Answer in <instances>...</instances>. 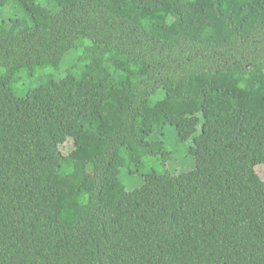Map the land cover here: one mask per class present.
I'll return each mask as SVG.
<instances>
[{"label": "trees", "instance_id": "obj_1", "mask_svg": "<svg viewBox=\"0 0 264 264\" xmlns=\"http://www.w3.org/2000/svg\"><path fill=\"white\" fill-rule=\"evenodd\" d=\"M167 126L195 169H169ZM254 132L264 0H0V264H264ZM121 168L175 190H128ZM67 174L91 179L47 207Z\"/></svg>", "mask_w": 264, "mask_h": 264}, {"label": "rangeland", "instance_id": "obj_2", "mask_svg": "<svg viewBox=\"0 0 264 264\" xmlns=\"http://www.w3.org/2000/svg\"><path fill=\"white\" fill-rule=\"evenodd\" d=\"M46 3V1H44ZM130 4L142 5L148 4L149 0H128ZM208 4L207 1L200 2L193 11L185 14V17L189 19L192 15L199 12V10ZM37 22L40 25H45L49 19V15L46 10H40L37 13ZM77 57L76 51H72L68 54L65 61L62 64L61 72L65 73L66 70L75 62ZM85 86L87 88H94L95 83L85 77ZM212 102H209L208 113L211 115ZM65 137L67 139L66 145L62 147L63 151H66L71 147L75 141L82 140V133L79 128L72 127L65 132ZM252 138L256 142H262L264 140L260 132H254ZM163 141L167 151L171 154L172 160L169 162V169L177 174L182 172H187L196 168V159L193 155L190 154L189 149L192 142H181L178 137V132L175 127L167 126L164 131ZM155 149H160L161 145L155 144ZM116 165L121 166V160L117 159ZM143 172V171H142ZM257 174L264 178V165H261L257 168ZM91 176L87 175L81 179L75 178L71 174H67L62 178H55L52 184L51 189L47 192L46 195V206L53 207L58 194L65 190L75 187L79 182L83 180H90ZM120 180L126 186L128 190H134L141 187L146 183L150 189L156 193H171L175 190V185L173 182L165 178H156L154 176H149L144 178L139 175H132L129 170L126 168H121Z\"/></svg>", "mask_w": 264, "mask_h": 264}]
</instances>
